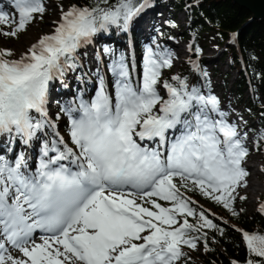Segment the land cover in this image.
Masks as SVG:
<instances>
[{
  "label": "snow or ice",
  "instance_id": "6c2138e0",
  "mask_svg": "<svg viewBox=\"0 0 264 264\" xmlns=\"http://www.w3.org/2000/svg\"><path fill=\"white\" fill-rule=\"evenodd\" d=\"M101 3L108 0L62 12L53 33L18 60L0 49V135L31 141L49 123L30 115L47 117L49 82L62 77L65 67L75 69L77 50L97 32L108 26L127 30L143 7L133 0L107 8ZM12 6L15 17L0 11V29H10L0 31L5 37H17L45 12L43 0H13ZM171 66L170 54L148 49L142 81L134 84L123 58L114 59V99L100 77L95 98L81 102L78 119L71 117L77 109H67L78 154L66 146L59 151L55 141L45 144L41 151L48 159H41L35 173L27 171L22 154L14 166L0 157V264H177L183 246L196 248L197 238L189 233L216 227L204 213L199 226L189 223L195 201L181 188L198 190L232 211L233 193L248 176L242 167L248 150L215 96L189 90L179 77L172 78L178 86L161 85V69ZM177 129L180 135L170 139ZM144 141L157 146H142ZM37 231L45 234L41 243L33 240ZM243 240L249 255L264 258V236L243 233ZM6 245L25 259L5 256Z\"/></svg>",
  "mask_w": 264,
  "mask_h": 264
},
{
  "label": "rangeland",
  "instance_id": "374dc122",
  "mask_svg": "<svg viewBox=\"0 0 264 264\" xmlns=\"http://www.w3.org/2000/svg\"><path fill=\"white\" fill-rule=\"evenodd\" d=\"M160 2L165 4L167 0H160ZM43 4L45 7L43 15H36L34 21L27 26L25 31L19 33L17 37H5L0 35V49L11 51L12 56L10 59H20V57L25 55L27 50L33 44L37 43L40 38L52 34L60 21L62 12L70 9L68 4L65 2H59L58 0H43ZM11 5H13V0H11ZM6 7L8 8L7 10L10 16L15 17L17 15L13 12V9L8 6ZM166 21L173 22L175 27V29H173L174 34L168 39L163 38V29L166 27ZM133 22L139 44H137L138 50L136 51L137 62L130 66L132 71V82L134 84H139L142 81L144 57L148 49H151L154 53L170 54V57H172V66L170 68L161 69L160 80L161 85L164 81H167L168 83L175 82L172 78L178 77L180 72L183 71L184 64L189 55L191 37L189 35H183L186 26L185 15L182 12L170 11L167 6H162L156 10V13H153V11L151 12L148 9L139 11L133 18ZM147 28H149V30ZM181 29L183 31L179 33ZM9 30L10 29L8 28L0 29V31ZM181 34L182 36H179ZM232 42L233 39L230 37L228 44ZM197 47H200L202 50L200 60H202V67L206 72L209 82V88L206 91H203L202 95L205 97L215 96L219 101V112L224 114L225 122L236 126L240 138L242 139V143L248 150V156L242 163V167L248 172V176L249 174L252 175L255 173L257 176V180L255 178V183H259V192L255 195L240 193L238 187L233 193L235 199L232 202V211H228L231 214H240L243 212L245 215H252L261 210V205H264V144L259 140L261 137V127L256 118L248 117L242 112L239 105L233 103L234 95L231 85L235 80L236 72L231 69L227 58L221 59L222 49L220 48L215 35L211 32L203 33L197 42ZM104 48H108L110 52L105 54ZM80 51L79 57L82 60V65L87 69L92 80V82H90L91 88L89 89V92L86 93L85 98L78 101V108H75L73 103L74 100L70 95L69 86L65 83L63 77L53 79L49 82L46 96L47 102L45 104L46 111L48 109L47 117H43L44 120L48 119L47 122L49 123L45 124L41 130L37 131V133L39 132V135L33 138L36 143L34 149L37 153H40L45 144H48L50 147L53 141L56 142V147L59 151L64 150L66 146L73 152L77 154L79 153V149H77L71 140V120L67 113V109H77V111L71 113V117L78 119L80 116L78 109L81 102L91 103L95 98L100 87V77H103V84L107 93L112 99H114L115 78L109 71V65L112 63V55L115 54L116 51L114 44L111 43L110 39L107 37L101 39L94 35L91 37L89 43L80 47ZM215 71L218 73H215ZM68 72L69 70L65 73L68 74ZM218 74L221 76L223 74L229 75L226 79L227 88H223V79H221ZM158 88L160 94L166 99L167 96L165 90L160 85H158ZM249 95L250 91L246 90L245 97L247 98ZM62 108L65 110L62 111ZM30 115L33 116L34 122L42 119L38 117L35 112H32ZM215 119H220V116L216 115ZM60 122L65 127V135L61 133L59 126ZM49 124L54 125V127L49 126ZM51 132H53L54 135H52ZM178 135H180V130H178L174 138ZM0 137V157L7 160L10 166H14L15 160L21 154L25 159L28 157L27 155H29L31 145L22 143L20 137L13 138L8 134L0 135ZM174 138L172 137L171 131L170 139ZM152 144L155 147L157 146L156 143L152 142ZM161 151H164V149H161ZM249 166H252V168H249ZM247 177L245 178V181ZM176 182H179V180L177 179ZM244 182H242V184ZM242 197L243 199H241ZM251 200L252 204L248 205ZM160 203L164 206H170L163 201H160ZM202 206L208 208V205L205 202L202 203ZM222 216H225V214ZM182 251L190 254H199L200 247L196 243L195 249L183 246ZM4 255H11L15 259H25L18 251H13L8 248ZM177 264H180L179 261Z\"/></svg>",
  "mask_w": 264,
  "mask_h": 264
},
{
  "label": "trees",
  "instance_id": "16d2710c",
  "mask_svg": "<svg viewBox=\"0 0 264 264\" xmlns=\"http://www.w3.org/2000/svg\"><path fill=\"white\" fill-rule=\"evenodd\" d=\"M58 1L65 2L70 8L73 5L79 8L92 7L96 3V0ZM133 2L138 8L143 5L142 11L148 9L156 13L158 8L167 6L170 11L182 12L185 15L186 26L183 35H189L191 40L189 55L178 77L189 86V90L195 87L200 94L209 88V82L200 60L202 50L197 47V42L205 32L215 35L222 49L221 59L227 58L231 69L236 72L235 80L231 85L234 95L233 103L239 105L248 117L258 120L262 137L264 134V20L252 21V15L247 10L230 0H167L165 4H162L160 0H133ZM115 3L116 0H108V4L101 3L100 7L107 8ZM173 29H175L173 22L166 21L163 38L171 37L174 34ZM182 31L181 29L179 33ZM95 35L101 39L104 37L110 39L116 47L112 62L114 59L123 58L131 78L130 66L137 62L136 51L139 44L133 19L127 30L108 26L107 30H101ZM230 37L233 42L228 44ZM80 52L79 48L75 59L77 65L75 69L67 68L68 74L65 70L62 76L69 86L75 108H78V101L84 99L89 92L90 82H92L87 69L82 65ZM215 73L218 72L215 71ZM218 75L223 79V88H227L226 79L229 75ZM170 84L178 86L177 81ZM246 90L250 91L247 98ZM59 126L61 133L65 135L64 125L60 122ZM174 132L177 134L178 129ZM51 134L54 135L53 132ZM261 137L259 140L264 144V139ZM189 187H192L191 184ZM181 191L189 201H195L190 203V207L195 210L196 215L187 217L189 223L199 226V214L204 213L216 227H203L199 231L189 233V237L197 238L195 243L199 245L200 253L190 254L184 251V255L179 260L180 264H234V262L248 264L249 261L260 264L261 260H264V258L249 255L243 240V233L264 236V212L259 210L252 215H245L243 212L231 214L228 209L201 195L198 190L187 191L181 188ZM204 202L208 208L202 206ZM224 214L225 216H222Z\"/></svg>",
  "mask_w": 264,
  "mask_h": 264
},
{
  "label": "bare ground",
  "instance_id": "6f19581e",
  "mask_svg": "<svg viewBox=\"0 0 264 264\" xmlns=\"http://www.w3.org/2000/svg\"><path fill=\"white\" fill-rule=\"evenodd\" d=\"M7 1H8V6L13 8V6L11 5V0H7ZM0 6L5 7L6 5H3V3H0ZM147 29L149 30V28H147ZM145 32H146V30H145ZM171 59H172V57H171ZM61 93H63V92H61ZM59 94H60V92H59ZM47 111H48V109H47ZM38 135H39V132L36 133L35 136L37 137ZM0 139H1V137H0ZM143 143H147L149 145V147H155V146H153L152 142L144 141ZM143 143H141L142 146L144 145ZM153 143H155V142H153ZM27 144L31 145L29 155H27L28 157L25 159L26 162H27V166H28L27 171L32 172V173H35V171H36V169H37V167H38L41 159H48V157H43L41 151H40V153L39 152L38 153L36 152V150L34 149V145L36 144L34 142V139H32L31 141H29ZM62 151H64V150H62ZM54 155H56V153H51V152L49 153V156H54ZM62 163H64L65 165H68L69 164L68 161H63ZM73 167H75V166H73ZM249 168H252V166H249ZM255 178L257 180V176H256L255 173H253L252 175L249 174V176L247 177L246 181L242 184V186H240L238 188L239 189V192L240 193H243V194H251V195L258 194L257 192H259V190H258V188H259V185L258 184L259 183L258 184L255 183L256 182L255 181ZM244 185H246V186H244ZM251 202H252V200L250 201V203L248 205H251L252 204ZM33 240L35 242H38V243H41L42 242L41 239H38L37 237H33Z\"/></svg>",
  "mask_w": 264,
  "mask_h": 264
},
{
  "label": "water",
  "instance_id": "95a60500",
  "mask_svg": "<svg viewBox=\"0 0 264 264\" xmlns=\"http://www.w3.org/2000/svg\"><path fill=\"white\" fill-rule=\"evenodd\" d=\"M239 7L247 10L252 21L264 20V0H230Z\"/></svg>",
  "mask_w": 264,
  "mask_h": 264
}]
</instances>
